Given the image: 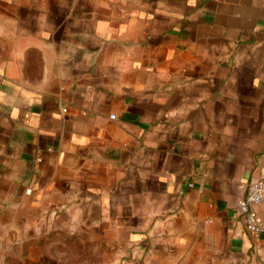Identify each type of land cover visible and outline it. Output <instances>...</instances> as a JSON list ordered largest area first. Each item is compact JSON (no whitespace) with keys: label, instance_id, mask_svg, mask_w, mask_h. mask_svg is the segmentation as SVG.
I'll return each instance as SVG.
<instances>
[{"label":"crops","instance_id":"0c3cea01","mask_svg":"<svg viewBox=\"0 0 264 264\" xmlns=\"http://www.w3.org/2000/svg\"><path fill=\"white\" fill-rule=\"evenodd\" d=\"M260 175L264 0H0V254L264 264Z\"/></svg>","mask_w":264,"mask_h":264},{"label":"rangeland","instance_id":"374dc122","mask_svg":"<svg viewBox=\"0 0 264 264\" xmlns=\"http://www.w3.org/2000/svg\"><path fill=\"white\" fill-rule=\"evenodd\" d=\"M105 254L85 239L53 236L0 254V264H103Z\"/></svg>","mask_w":264,"mask_h":264},{"label":"built area","instance_id":"2783aa9c","mask_svg":"<svg viewBox=\"0 0 264 264\" xmlns=\"http://www.w3.org/2000/svg\"><path fill=\"white\" fill-rule=\"evenodd\" d=\"M114 119V116H110ZM264 203V175L246 184L244 195L237 202V212L243 221L245 232L256 239L264 232V222L257 215L255 208Z\"/></svg>","mask_w":264,"mask_h":264}]
</instances>
